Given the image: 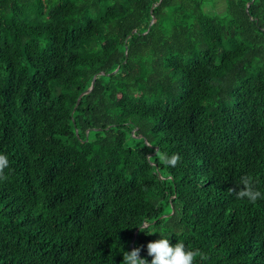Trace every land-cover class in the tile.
Returning a JSON list of instances; mask_svg holds the SVG:
<instances>
[{"label": "trees", "instance_id": "16d2710c", "mask_svg": "<svg viewBox=\"0 0 264 264\" xmlns=\"http://www.w3.org/2000/svg\"><path fill=\"white\" fill-rule=\"evenodd\" d=\"M0 154V264H264V0H0Z\"/></svg>", "mask_w": 264, "mask_h": 264}, {"label": "clouds", "instance_id": "9594fccd", "mask_svg": "<svg viewBox=\"0 0 264 264\" xmlns=\"http://www.w3.org/2000/svg\"><path fill=\"white\" fill-rule=\"evenodd\" d=\"M151 147V145H149ZM155 156L158 157L161 163L175 167L181 160L177 153L169 155L167 152L155 150ZM9 168V159L6 155L0 154V179H6L4 170ZM257 181L251 175H242L239 178L238 186L229 188V193H234L239 200H248L255 203L258 199L264 198V192L257 187ZM141 231V230H140ZM158 233L151 232L148 235ZM159 239L150 241L146 245L147 254L151 257L150 264H196L197 259L206 261L209 259L207 253L199 248H189L183 242L177 241L171 244L169 236L160 232ZM121 264H149V261L141 257V248L134 247L130 251H124L122 246Z\"/></svg>", "mask_w": 264, "mask_h": 264}, {"label": "water", "instance_id": "95a60500", "mask_svg": "<svg viewBox=\"0 0 264 264\" xmlns=\"http://www.w3.org/2000/svg\"><path fill=\"white\" fill-rule=\"evenodd\" d=\"M92 83H93V81H92ZM92 83H91L90 87L86 90V92H88L91 89Z\"/></svg>", "mask_w": 264, "mask_h": 264}, {"label": "rangeland", "instance_id": "374dc122", "mask_svg": "<svg viewBox=\"0 0 264 264\" xmlns=\"http://www.w3.org/2000/svg\"><path fill=\"white\" fill-rule=\"evenodd\" d=\"M219 7H220V6H219ZM218 10H220V8H219Z\"/></svg>", "mask_w": 264, "mask_h": 264}]
</instances>
